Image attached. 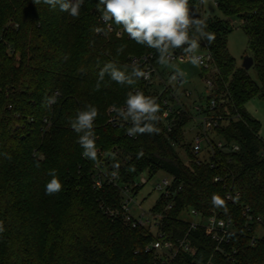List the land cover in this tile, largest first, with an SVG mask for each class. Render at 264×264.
<instances>
[{"label":"trees","instance_id":"1","mask_svg":"<svg viewBox=\"0 0 264 264\" xmlns=\"http://www.w3.org/2000/svg\"><path fill=\"white\" fill-rule=\"evenodd\" d=\"M214 1L223 17L205 16L200 0H190V5L216 37L211 45L199 41V50L211 56L210 67L202 72L212 83L203 113L221 116L212 132L227 148H219L212 138L213 151L196 152L184 143L190 120L186 106H175L162 118L170 86L162 90L160 83L158 89L143 79L122 86L105 74L95 90L108 61L131 64L133 56L153 54L151 63L161 67L154 49L136 44L115 24L107 35L93 31L106 27L96 9L98 0H84L79 18L34 0H0V221L5 228L0 233V264H154L155 253L146 251L153 235L143 227H129L122 205L126 186L143 172L153 176L158 171L173 177L168 195L162 193L151 208L164 211L160 229L173 240L187 235L191 243L170 264L209 259L212 264H264V139L259 121L246 108L253 98L264 102V0ZM232 18L240 20L248 36L258 81L229 52ZM122 44L127 47L118 55ZM135 89L158 97V134L129 136L130 123L111 110L113 105L125 107L127 92ZM57 91V103L49 109L45 99ZM211 100L216 102L213 108ZM88 104L99 110L96 161L82 156L78 134L69 123ZM176 146L184 149L185 159ZM141 150L143 156L137 158ZM109 155L113 160L108 170L118 178L101 174L103 158ZM51 169L63 190L46 195ZM97 179L103 181L101 187ZM142 186L133 188V196ZM229 192L239 195L227 199ZM213 193L226 200L227 215L212 205ZM188 208L232 222L233 232L222 250L202 226L190 227L182 217ZM257 226L263 234L255 233Z\"/></svg>","mask_w":264,"mask_h":264},{"label":"clouds","instance_id":"2","mask_svg":"<svg viewBox=\"0 0 264 264\" xmlns=\"http://www.w3.org/2000/svg\"><path fill=\"white\" fill-rule=\"evenodd\" d=\"M34 3H44L51 9L59 7L61 12L73 18H79L84 0H34ZM200 3H204V0H200ZM96 9L101 13L100 19L104 21L106 27L97 26L93 28V31L96 34L107 35L113 30L112 25L115 24L136 44L154 49L158 53L157 63L173 68V73L169 77L170 83L182 84L186 75L172 63L175 50L182 49L188 61L194 67H199L204 59L197 54L200 48L199 41L203 39L211 45L216 39L215 34L207 30L206 21L193 14L190 0H98ZM116 34L121 35L120 32ZM126 47L127 45L124 44L118 46L117 54L123 53ZM105 74L122 86H135L141 79L151 78V72L142 68L139 60H133L131 64H119L111 60L106 62L98 73L96 91L100 90ZM59 95L60 92L57 91L52 96L46 97L45 106L50 109L57 103ZM125 105L121 108L113 105L111 110L115 111L123 122L130 123L126 129L129 136L159 133L160 129L156 126L161 112L158 97L146 95L142 90L136 89L127 92ZM98 115V108L88 104L84 109L78 110L75 118L69 121L71 129L78 134L77 142L83 149L82 156L92 161H96L98 157L97 138L94 132V123ZM142 156L141 150L137 153V158ZM115 167L118 168L119 165ZM130 170L135 169L133 167ZM48 174L51 179L45 185V194H58L63 190V184L56 175L55 169L49 170ZM112 176L118 178L116 172H113ZM211 203L214 207L223 209L226 215L228 214L227 202L219 194H212ZM220 226H224L223 221ZM4 231L3 221H0V233Z\"/></svg>","mask_w":264,"mask_h":264},{"label":"built area","instance_id":"3","mask_svg":"<svg viewBox=\"0 0 264 264\" xmlns=\"http://www.w3.org/2000/svg\"><path fill=\"white\" fill-rule=\"evenodd\" d=\"M119 32L122 35V31ZM199 55L204 58L201 66L203 68H209L210 59H211L210 54L204 51L203 54H199ZM178 56L179 54L173 53V60L177 59ZM152 57L153 54L144 55L141 57L133 56L131 58V63L133 60H139L140 65H142V68L151 72V78L145 81H152L153 78H155V76L159 74V69H157L151 63ZM176 83L179 84V82ZM204 83L206 85L207 90L210 92L212 86L211 81L209 79H204ZM163 84L164 87H162L163 88L162 90L167 89L169 86L171 87V90L168 93V97L163 99V102L166 105V109L162 113V118L167 119V117H169L170 113L173 111L175 106L185 105L189 111L188 113L191 119L192 114L187 104L184 103L177 96V92L175 88H173L171 85L166 84L165 82ZM186 95H189V93H187ZM210 105H211L210 107L213 108L216 105L215 100H211ZM205 108H206V104L195 105V110L197 112L199 122L197 125V132L195 133L192 142L194 151L198 152L202 149H205L206 151H209L210 149L211 151H213V145L210 143L212 138L215 140L219 148L226 149L227 147L225 146L224 142L220 138L215 137L214 133L212 132L213 127L216 128L220 125L219 121L221 119V116L213 117L206 113H203V110ZM168 128L170 130L171 126L168 125ZM231 148L233 150L239 149L238 145H233ZM215 180L219 181L220 177H216ZM146 181L147 180L145 178L141 177L140 183H138L136 180L133 184H131L130 186H126V188L124 189V192L126 194V200L125 203L122 205L123 219L129 227L132 228L143 227L153 235L154 238L151 241V243L146 246V251H153L155 253L156 256H155L154 264H170L177 257L179 251L181 250L189 251L191 249L190 239L187 235L177 237V239L175 240L169 239L167 237V235L160 229L161 219L165 215L164 211H156L150 209L147 214L146 211L142 210L138 216H136L132 212V208L130 206L131 205L130 202L133 200L134 197L132 190L136 186L144 185ZM172 181H173V177L169 175L168 178H164L161 183L157 184V188L161 191V194L164 193L165 195H168L169 187L171 186ZM102 184L103 181L101 179H97L96 186L101 187ZM234 195H239V193L235 192ZM234 195L231 192H229L227 193L226 197L227 199H232ZM139 206L140 205L138 204V207ZM172 206L173 204L170 203L169 205L166 206L165 210L170 209ZM185 212L188 214L189 217L188 218L183 217V218L190 223V227L194 229L197 226H202L205 232L216 243V249L222 250L223 245L229 242L230 235L233 232V224L230 220L220 218L215 214L205 216L195 208H188L187 210L184 211V213ZM115 213H118V211H116ZM221 221H223L224 224L223 227L220 226ZM203 264H212V259L207 260Z\"/></svg>","mask_w":264,"mask_h":264},{"label":"rangeland","instance_id":"4","mask_svg":"<svg viewBox=\"0 0 264 264\" xmlns=\"http://www.w3.org/2000/svg\"><path fill=\"white\" fill-rule=\"evenodd\" d=\"M203 11L205 16L207 17H223L219 9L217 8L214 0H204L203 3ZM232 28L228 34V49L231 55L236 59L237 65L242 67L244 57L251 54V50L248 46V36L240 26V20L238 18H232ZM204 50H199V54H203ZM179 55L177 59L173 60L172 63L178 66L181 70L185 72L184 82L181 84L170 83L169 77L173 73V68L171 66L165 67L161 66L159 69V74L153 78L152 82L155 87L158 89L161 87L160 83H166L175 88L177 92V96L187 104L192 118L186 124L184 143L188 144L193 142V138L195 133L197 132V125L199 122L197 112L195 110V105L197 104H206L207 96L209 95V91L206 88L204 83V79L202 77L203 67L200 65L199 67H194L189 61L187 56ZM248 72L252 76V78L256 81L257 75L256 71L253 67L248 69ZM189 93V95H186ZM175 105V104H174ZM248 113L255 119H257L260 123L259 135L264 139V102L260 98L251 99L246 105ZM180 156L185 159L186 154L182 147L176 146ZM205 154V152H203ZM109 157V158H108ZM104 156L103 164L106 167H102V173L104 175H110L108 170V163H111L113 160V155ZM107 159V160H105ZM106 161V162H105ZM97 167V166H96ZM141 177L145 178L147 181L140 188L137 195L133 197V200L130 202V206L132 208V212L138 216L142 210L146 211L148 214L149 210L156 203L158 198L161 195V191L157 188V184L161 183L164 178H168L169 175L164 171H158L153 176H150L147 172H143L140 176L136 178L137 182H141ZM125 193V192H124ZM126 200V194H125ZM138 204L140 205L138 207ZM146 214V216H147ZM145 216V217H146ZM182 217L188 218V214L185 212L182 214ZM261 235L262 228L260 226L256 227L255 233Z\"/></svg>","mask_w":264,"mask_h":264},{"label":"water","instance_id":"5","mask_svg":"<svg viewBox=\"0 0 264 264\" xmlns=\"http://www.w3.org/2000/svg\"><path fill=\"white\" fill-rule=\"evenodd\" d=\"M253 63H254V59L251 55H247L244 57V60H243V68L248 70L250 69L252 66H253Z\"/></svg>","mask_w":264,"mask_h":264}]
</instances>
